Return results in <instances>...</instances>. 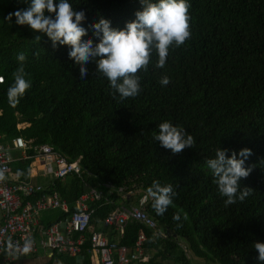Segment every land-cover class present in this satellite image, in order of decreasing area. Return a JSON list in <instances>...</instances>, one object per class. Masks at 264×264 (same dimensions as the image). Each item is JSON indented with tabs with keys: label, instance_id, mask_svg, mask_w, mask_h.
<instances>
[{
	"label": "trees",
	"instance_id": "trees-1",
	"mask_svg": "<svg viewBox=\"0 0 264 264\" xmlns=\"http://www.w3.org/2000/svg\"><path fill=\"white\" fill-rule=\"evenodd\" d=\"M29 3L0 0V136L30 141V158L38 154L34 147L52 145L68 161H79L83 174L72 175L62 194L72 200L92 189L102 192L104 200L95 204L100 218L123 198L141 207L145 195L143 207L164 239L137 222L130 227V246L148 235V261L143 264L173 259L176 264H264L254 249V242L264 243V0H188L190 38L170 48L163 69L155 68L158 57L153 53L148 71H138L139 95L125 100L114 95L94 63L85 65L88 74L81 78L69 46L54 48L45 34L17 25L15 16L5 19ZM70 3L85 12L81 26L87 35L82 39L94 43L92 24L104 18L123 29L142 10L140 0ZM21 52L31 87L13 107L7 88ZM165 74L170 83L161 86ZM164 121L183 126L194 137V148L173 155L160 146L153 132ZM19 124L28 125L20 129ZM218 148L227 149L228 156L236 152L238 158L242 149L251 150L245 167L252 170L240 185L253 194L228 207L206 164ZM29 163L20 161L27 170ZM154 180L171 184L176 193L162 216L156 215L147 193ZM176 212L182 216L180 228L172 219Z\"/></svg>",
	"mask_w": 264,
	"mask_h": 264
},
{
	"label": "clouds",
	"instance_id": "clouds-1",
	"mask_svg": "<svg viewBox=\"0 0 264 264\" xmlns=\"http://www.w3.org/2000/svg\"><path fill=\"white\" fill-rule=\"evenodd\" d=\"M140 3L142 10L137 11L136 19L127 22L123 29L111 27V22L104 18L92 24L97 38L95 43L91 38L82 39L87 35V29L81 26L86 18L85 12L75 10L70 0H59L58 3L56 0H30L26 9L9 13L5 19L11 21L15 16L17 25H27L34 32L45 34L54 48L57 45L69 46V58L79 66L81 78L88 74L85 65L94 63L96 73L107 78L114 95L118 94L120 100H125L139 95L141 77L138 71H148L153 53L158 57L155 68L163 69L170 48H179L191 36V5L188 0H140ZM40 39L39 35L35 37L36 42ZM16 59L18 67L12 73V84L7 88L8 102L13 107L31 87L25 71V54L19 53ZM0 83H3V78H0ZM159 83L167 86L170 78L165 74ZM157 129L158 131L153 132V139L163 148L171 150L173 155L181 153L185 148H194L195 139L183 126L164 121L157 125ZM227 152V149L218 148L214 157L206 160L219 194L226 198L225 207L237 201L243 202L254 191L240 185L241 179L246 178L252 170L245 167V160L251 155V150L242 149L239 152L240 158L236 152L231 156ZM4 179V172L0 170V181ZM147 193L152 198V208L158 216L167 212L176 195L171 184L161 185L158 180L152 182ZM172 219L177 222V228L183 226L180 212H176ZM187 219V213H183V220ZM34 244L35 240L31 237L25 238L22 244H17L9 236L4 252L7 256L18 259L29 254ZM254 249L258 252V261H264V243L254 242ZM56 264L63 262L57 261Z\"/></svg>",
	"mask_w": 264,
	"mask_h": 264
},
{
	"label": "built area",
	"instance_id": "built-area-1",
	"mask_svg": "<svg viewBox=\"0 0 264 264\" xmlns=\"http://www.w3.org/2000/svg\"><path fill=\"white\" fill-rule=\"evenodd\" d=\"M0 78H3L4 81L2 75H0ZM13 144L18 149H30V142L25 141L23 138H16L13 140ZM34 150L48 164L55 163L57 165L55 173L59 179L83 174L79 161H68L67 157L57 152L52 145L34 147ZM11 161L8 148L0 136V170L5 175V179L0 181V209L4 217V223L0 225V264H11L13 261V258L7 256L4 252L5 243L9 236L17 244H22L23 240L28 237L34 239L36 225H38L36 217L41 212L59 207L67 209L66 204L61 202L58 194L52 197L43 196V199L35 204L31 202L25 203L24 199L35 197L43 191V187L33 186L26 182L15 184L8 182L6 176L11 171ZM50 171L53 172V169L51 168ZM119 192L122 193L121 190ZM102 196V192L91 190L89 194L82 196L78 201V211L72 214L62 231L57 225L48 229L45 246L52 254L55 252L69 253L71 255L80 253L84 245V236L89 234L92 226V213L86 205V200L101 199ZM147 200L148 198L145 196L141 201V207L115 209L105 221V225L123 229L127 223L135 221L151 230L155 237L164 238V234L157 229L156 221L147 214L145 207H143ZM74 236H80L81 238L77 241ZM147 240V237L141 236L134 249H129L110 242L101 234H93L89 239L91 249L99 256V264H143L148 261V255L144 250ZM36 249H38V245L35 243L30 253L35 252ZM186 254L189 256L187 249Z\"/></svg>",
	"mask_w": 264,
	"mask_h": 264
},
{
	"label": "crops",
	"instance_id": "crops-1",
	"mask_svg": "<svg viewBox=\"0 0 264 264\" xmlns=\"http://www.w3.org/2000/svg\"><path fill=\"white\" fill-rule=\"evenodd\" d=\"M1 115V111H0ZM28 124H19L18 128L23 129ZM2 137V136H1ZM22 138V137H17ZM4 139V140H3ZM16 139V138H15ZM14 139V140H15ZM2 141L5 146L8 148L9 154L11 156V171L6 176V179L10 183H19V182H26L33 186L43 187V191L32 197L30 199H24V202H31L35 204L36 202L43 199V196H54L58 194L61 198V202H64L67 206V209H63L62 207L59 208H51L45 210L40 213L36 220H38V225H36V234L34 237L36 245H38V249L35 252L29 253L26 256H21L18 259H13L11 264H56L57 261H62L63 264H99V256L97 253H94L91 249L90 244V237L93 234H101L106 237L110 242L116 243L122 246H125L129 249H134L138 239L141 236L147 237L148 235L142 234L137 238L135 245L130 246L127 243V239L129 238V229L132 225H135V221L127 223L126 226L121 229V227L116 226H106L105 221L111 215V213L115 210H111V212L104 216L103 218L99 217V214L96 213L98 202L104 200L102 196L101 199H87L86 205L88 206L89 211L92 213V226L91 230L88 235L84 236V245L77 255H71L69 253H60L55 252L51 253V251L45 246V242L47 241L46 232L52 226H58L59 229L62 231L66 222L71 218L72 214L78 211V201L81 199L82 196H85L88 193L82 194L80 197L75 199H69L63 196L62 189L70 188L72 184V179L74 176H68L64 179H59L56 176L57 165L55 163L48 164L41 155L36 154L34 157L30 158L28 156V151L31 149H18L14 146L13 141H7L5 137H2ZM30 142V141H29ZM13 150H22L21 155L13 156ZM20 161H30L28 170L23 168L20 164ZM53 172H51V168ZM18 173H23L19 175ZM95 190V189H92ZM97 191V190H96ZM132 197H135L133 195ZM145 195L143 196V198ZM117 208H135L134 201L131 202L127 201L126 198L122 199ZM125 202V203H124ZM116 208V209H117ZM4 223L3 213L0 209V225ZM142 225V224H141ZM144 229L151 232L153 235L154 233L147 229L144 225H142ZM162 233V232H161ZM80 236H74L75 240H79ZM153 238V237H152ZM164 239V238H159ZM157 241V240H156ZM151 255V254H150ZM189 258H191L189 256Z\"/></svg>",
	"mask_w": 264,
	"mask_h": 264
},
{
	"label": "rangeland",
	"instance_id": "rangeland-1",
	"mask_svg": "<svg viewBox=\"0 0 264 264\" xmlns=\"http://www.w3.org/2000/svg\"><path fill=\"white\" fill-rule=\"evenodd\" d=\"M22 150H13L12 151V155L13 156H17V155H21L22 154ZM183 246V245H182ZM184 249H186L185 247H184ZM177 256H179V253H178V255ZM192 256V255H191ZM190 256V257H191ZM195 263L194 264H200V261L198 260H193ZM165 264H176V261L173 259L172 261H170V262H167V263H165ZM206 264H219V263H217V262H208V263H206Z\"/></svg>",
	"mask_w": 264,
	"mask_h": 264
},
{
	"label": "bare ground",
	"instance_id": "bare-ground-1",
	"mask_svg": "<svg viewBox=\"0 0 264 264\" xmlns=\"http://www.w3.org/2000/svg\"><path fill=\"white\" fill-rule=\"evenodd\" d=\"M157 229L160 231V227L157 226ZM151 231V230H150Z\"/></svg>",
	"mask_w": 264,
	"mask_h": 264
}]
</instances>
